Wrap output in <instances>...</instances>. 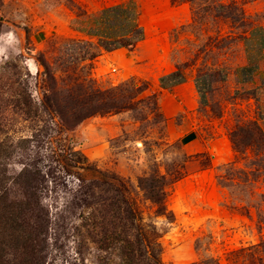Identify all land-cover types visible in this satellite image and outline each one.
<instances>
[{
	"label": "rangeland",
	"instance_id": "obj_1",
	"mask_svg": "<svg viewBox=\"0 0 264 264\" xmlns=\"http://www.w3.org/2000/svg\"><path fill=\"white\" fill-rule=\"evenodd\" d=\"M122 3L140 13L146 38L95 59L91 77L101 88L135 79L144 95L156 94L160 114L151 97L85 120L76 149L100 172H70L57 154L69 132L49 103V74L61 78L66 61L64 77L88 75L85 50L66 41L88 40L81 30L99 28L101 11ZM172 68L186 82L162 89ZM181 96L195 108L178 112ZM4 150L12 154L2 158ZM25 164L39 177L48 222L37 264H125L120 247L133 232L115 215L119 181L163 264H264V0H0V166L9 201L20 198L11 180ZM146 177L165 186V214L141 188ZM10 243L6 264H25L19 242Z\"/></svg>",
	"mask_w": 264,
	"mask_h": 264
},
{
	"label": "trees",
	"instance_id": "obj_2",
	"mask_svg": "<svg viewBox=\"0 0 264 264\" xmlns=\"http://www.w3.org/2000/svg\"><path fill=\"white\" fill-rule=\"evenodd\" d=\"M96 18L99 28L81 30L89 38L88 40L68 39L66 41L74 43L78 48L85 50V54L80 58L82 61L90 62V73L88 75L78 74L74 78L69 74L64 77L71 69L64 61L63 66L58 68V71L63 75L61 78H58L54 71L49 74L50 80L54 83L53 87L50 88L52 90L49 97H54L55 100L53 102L49 101V103L55 106L60 119L61 130L65 133L69 132V136L66 135L65 137L64 145L61 146L60 153H57L62 157V162L67 171L68 169L69 171L75 169L78 172L83 171L85 173L100 172L88 163V158L80 150L76 149V127L85 120L95 116L130 111L137 102L145 103L151 97H153V102H151L152 107H149V109L155 112L156 115L160 114L156 94L144 95L147 87L139 86L135 79L113 87L101 88L96 80L91 77L93 61L104 52H112L122 48L134 50L140 42L145 40V29L139 23L140 13L132 3H122L104 8ZM72 72L76 73V69ZM74 73L72 74L74 75ZM243 73L251 78L253 68L245 67ZM185 82V74L178 68L160 78L161 88L166 90H171L173 87ZM195 86L200 96V103L206 104L205 89H202L197 79ZM58 137V140L63 138L61 133ZM3 152L2 158H7L12 154V152L8 153L9 150ZM26 167L27 164L11 180L12 185L19 187L20 194L18 196L20 198L9 201L8 198L13 194V191L11 192V189L6 185L7 178L3 176L5 170L4 167L0 166V264H6V254L12 244L10 242H19L15 248L17 254L23 256L25 264H37L38 261L34 258L42 257L47 251L49 237L46 232L48 222L38 202L39 177L36 176L32 168ZM113 180L118 181L119 178L113 177ZM159 181L157 177H146L140 181V185L147 198L158 207L157 211L160 214H165L167 210L165 204L166 191L165 186L159 184ZM84 182L85 180L80 177L79 186L83 187ZM116 187L119 196L117 197L118 207L115 215L121 222V226L129 230V234L133 232L131 233L133 240H129L128 245L122 244L120 247L125 264H163L160 258V248L156 247L149 238L134 204L128 202L129 191L126 184L119 181V186ZM125 205L124 212L122 209ZM123 219L125 220L124 223L122 222ZM137 220L139 223L135 222ZM14 227L18 229H14ZM8 230L12 231L7 232Z\"/></svg>",
	"mask_w": 264,
	"mask_h": 264
},
{
	"label": "crops",
	"instance_id": "obj_3",
	"mask_svg": "<svg viewBox=\"0 0 264 264\" xmlns=\"http://www.w3.org/2000/svg\"><path fill=\"white\" fill-rule=\"evenodd\" d=\"M82 33V32H80ZM84 34V33H83ZM85 35V34H84ZM86 36V35H85ZM119 50V49H118ZM118 50H115V51H112V52H104L102 55L99 56V58H102V59H105L107 57H109L111 54H113L114 52L118 51ZM101 59V60H102ZM99 63V62H98ZM263 68V66H262ZM175 70V68H172L170 71H168V73H171ZM256 72V71H255ZM166 74V73H165ZM180 98H182V101L181 102H177V106H178V112H182V111H185V110H189V108L193 107L195 108V102L191 103V104H187L185 101L187 100L186 99V96H181ZM187 105V107H185ZM166 116H170V115H167Z\"/></svg>",
	"mask_w": 264,
	"mask_h": 264
}]
</instances>
